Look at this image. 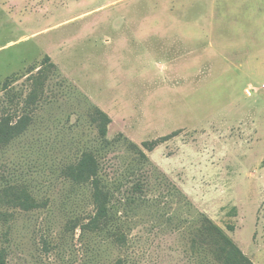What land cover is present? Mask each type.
Returning <instances> with one entry per match:
<instances>
[{
  "label": "rangeland",
  "instance_id": "374dc122",
  "mask_svg": "<svg viewBox=\"0 0 264 264\" xmlns=\"http://www.w3.org/2000/svg\"><path fill=\"white\" fill-rule=\"evenodd\" d=\"M23 115L28 130L0 146V190L43 205L0 204L8 264H213L201 215L264 264V0H0V120ZM165 136L146 150L153 178L123 215L125 245L67 229L95 207L65 165L98 149L116 185L132 180L130 141Z\"/></svg>",
  "mask_w": 264,
  "mask_h": 264
},
{
  "label": "trees",
  "instance_id": "16d2710c",
  "mask_svg": "<svg viewBox=\"0 0 264 264\" xmlns=\"http://www.w3.org/2000/svg\"><path fill=\"white\" fill-rule=\"evenodd\" d=\"M94 121L99 123L102 146L108 147L113 144L107 139L111 117L97 108ZM30 123L29 115L21 116L16 122H13L11 116L2 118L0 120V146H6L22 135L28 130ZM167 137L145 141L143 148L130 141V149L136 154L134 159L136 167L133 165L132 168L127 169L125 175L127 179L132 180L125 182L120 180L116 185L110 184L103 175L102 156L98 149L85 150L74 163L65 165L62 168L63 176L76 185L89 186L95 207V213L89 216L86 222L69 220L66 225L67 229L75 230L80 227L83 234L93 233L97 237L111 240L112 243L125 245L126 220L123 215L133 213L135 210L137 212L143 207L147 202L146 195L150 179L153 178V174L146 169L151 164L146 150L152 151L161 142L167 140ZM139 172L144 174H142V179L137 177L140 175ZM0 204L13 208L20 207L26 211L43 205L29 188L17 184H6L1 188ZM201 217V226L197 236L201 249L205 250L200 253L203 254L202 259L208 258L209 254L213 264H254L220 226L207 216L201 215ZM0 221L9 223L10 213L0 209ZM0 264H8V248L6 247L0 249ZM118 264H122V261L119 260Z\"/></svg>",
  "mask_w": 264,
  "mask_h": 264
}]
</instances>
